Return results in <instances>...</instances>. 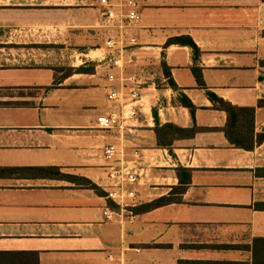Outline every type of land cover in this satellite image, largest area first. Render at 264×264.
Here are the masks:
<instances>
[{
	"label": "crops",
	"instance_id": "obj_1",
	"mask_svg": "<svg viewBox=\"0 0 264 264\" xmlns=\"http://www.w3.org/2000/svg\"><path fill=\"white\" fill-rule=\"evenodd\" d=\"M110 2L107 20L98 0H0V167L56 166L103 193L70 177L0 176V264H264V0ZM177 36L198 53L166 43ZM82 64L92 70L60 77ZM205 90L253 108L248 147L228 140ZM152 109L159 124L197 130L159 147ZM113 111L118 125L99 126ZM122 166L140 173L124 207L104 197ZM179 166L190 178L178 202L132 212L166 195Z\"/></svg>",
	"mask_w": 264,
	"mask_h": 264
},
{
	"label": "trees",
	"instance_id": "obj_2",
	"mask_svg": "<svg viewBox=\"0 0 264 264\" xmlns=\"http://www.w3.org/2000/svg\"><path fill=\"white\" fill-rule=\"evenodd\" d=\"M170 42L186 44L192 49V53L194 55L198 53V48L196 47L194 42L187 36H177L167 39L166 43H170ZM90 65L92 66V64ZM61 69H63V74L60 75V77L63 78L72 72H89L92 70V67H88L82 64L77 67H67ZM162 70L164 76L167 77V83L172 88L176 89L174 82L169 77V71L166 68L164 62H162ZM191 70L195 77L196 83L199 86L204 87V83L201 80L199 70L195 67H192ZM59 78L56 77V79H54V84L57 83V80ZM205 92L208 98L212 101L213 106L218 109L224 110L227 114V123L222 129L228 140L236 146L248 147L243 142L245 134H243L242 132H247L252 130L253 108L237 107L230 104L228 101H225L222 98L218 97L209 90H205ZM177 100L180 104L186 106L189 109L190 114L193 115L194 107L190 102V100L182 92H179L177 96ZM242 113L244 115L243 118H245V121L243 122L244 124L242 123L240 126L238 122V117ZM152 116L154 121V133L156 137V145L159 147L167 148L169 151L173 139L190 137L197 130L195 126L189 128H181L171 123L159 124L156 111L154 109H152ZM17 173L28 174V175L30 174L33 176L50 175L53 177H70L71 179L76 180L78 183L86 185L87 187L94 189L96 192L103 194L102 191H100L99 188L89 179L60 173L58 167L56 166L0 167V176L15 175ZM176 175L178 182L176 185L170 188V191L166 195L159 196L148 202L134 206L130 208L132 212L135 213L144 212L168 204L173 201L178 202L180 200L181 193L184 191L187 183L189 182L190 170L188 168L179 166L176 168ZM108 205L112 208H117V206L114 203H111L109 201H108Z\"/></svg>",
	"mask_w": 264,
	"mask_h": 264
},
{
	"label": "built area",
	"instance_id": "obj_3",
	"mask_svg": "<svg viewBox=\"0 0 264 264\" xmlns=\"http://www.w3.org/2000/svg\"><path fill=\"white\" fill-rule=\"evenodd\" d=\"M98 2L104 6L106 8V11L104 12V18H106L107 20H111L114 17V13L111 10V2L110 0H98ZM124 3L128 6H133L134 5V0H124ZM126 17L129 21H133L137 19V14L135 11L130 10L127 12ZM118 41V40H117ZM119 43L116 42L115 39L109 37L106 41H105V46L107 49L109 50H113L114 47L116 45H119V48H121V41H118ZM130 43H134V39H130L129 41ZM121 53V51H120ZM119 53V55H120ZM128 59L130 60V58L128 57ZM119 61L120 58H116L112 60L113 65L119 66ZM109 78H112V76L110 75ZM130 96L133 98L138 97V92L137 90L133 89L130 91ZM117 97V92L115 91H110L108 93V99H116ZM98 124L99 126L103 127V128H109V127H113L118 125V115L116 112H111L107 115H103V116H99L98 117ZM103 152H104V157L106 159L111 158L114 153H115V149L113 145H108L106 147L103 148ZM134 156L135 157H139V155L134 152ZM109 176L111 178V184L110 187L108 188V190H105L104 193V197L108 200H114V201H118L120 204V207H124L123 202L121 201V199L125 196L128 197H133L134 193L132 190H127L124 189L123 186L128 183V184H133L136 183L138 180V177L140 176V173L138 170H136L135 167H127V166H122L121 168L117 169V170H111L109 172ZM117 187L118 189L114 188ZM111 212L110 211H104L103 215L105 217H110Z\"/></svg>",
	"mask_w": 264,
	"mask_h": 264
},
{
	"label": "rangeland",
	"instance_id": "obj_4",
	"mask_svg": "<svg viewBox=\"0 0 264 264\" xmlns=\"http://www.w3.org/2000/svg\"><path fill=\"white\" fill-rule=\"evenodd\" d=\"M93 56V55H92ZM75 58L74 57H72V60H74Z\"/></svg>",
	"mask_w": 264,
	"mask_h": 264
}]
</instances>
